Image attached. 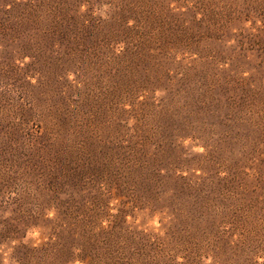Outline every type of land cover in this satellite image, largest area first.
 I'll use <instances>...</instances> for the list:
<instances>
[{
  "label": "rangeland",
  "instance_id": "obj_1",
  "mask_svg": "<svg viewBox=\"0 0 264 264\" xmlns=\"http://www.w3.org/2000/svg\"><path fill=\"white\" fill-rule=\"evenodd\" d=\"M84 2L0 0L9 264H264V0Z\"/></svg>",
  "mask_w": 264,
  "mask_h": 264
},
{
  "label": "clouds",
  "instance_id": "obj_2",
  "mask_svg": "<svg viewBox=\"0 0 264 264\" xmlns=\"http://www.w3.org/2000/svg\"><path fill=\"white\" fill-rule=\"evenodd\" d=\"M118 2H119V0H112L111 3L105 2L103 4L96 6V7H93L92 15L97 16L98 9L101 6L105 9V11L114 10L113 5L118 3ZM191 5H192V0H189L188 6L191 7ZM169 7L172 8L174 11H178V10L186 11L185 8H177L176 0H169ZM88 8H89V4H88L87 0H85V2L82 3L79 7V14H81V15L84 14L85 12H87ZM199 17H200V14H197V19H199ZM101 18L106 19L107 16H104ZM251 22H252L251 20H247L246 22L244 21L243 23L245 25L250 26ZM87 23H88V21H85V24H87ZM134 23H135V21L130 19L128 21V26L131 27V26H133ZM256 26H257L256 28H250L253 33L257 32V28H264V25L261 24V21L259 19H256ZM233 42H234V39H233ZM2 50H3V46L0 45V51H2ZM30 62H31V60L28 56L23 57V62L21 61L20 57H18V56H16V58L14 60V64L15 65L18 64L20 69H23L25 67V65L27 63H30ZM247 75H248V73L245 72L244 76H247ZM30 77H31V75L27 76L26 79H29ZM61 79H62V77H61ZM31 82L33 84H35L36 80L32 79ZM9 88H11V85H9ZM3 90H4V87L2 84H0V91H3ZM13 95H15V93H13ZM199 151L204 152V148L202 146L199 147ZM163 173H164V169H161V174H163ZM186 174L187 173H185V175ZM2 196H3L4 200H8L10 198L15 199L16 192L5 191ZM120 200H121V198L114 197L113 199H110L108 201V213L111 216H116L119 214V211L121 208ZM129 206L130 205H126V207H129ZM13 207H15V205H13L12 207H9L7 211L0 210V213H3V218L7 219L13 215V212H12ZM143 212H149L150 213L149 215H150L152 220L158 219V216L156 215V213L150 212V210L147 208L143 209ZM141 213H142V211L140 208H138V207L133 208L132 214H129L125 217V222L132 224L134 217L140 215ZM35 214H37V212H35ZM55 217H56V210H55L54 205L44 208V210H43V219L44 220H54ZM100 220H101V223H100V225H98L96 230L99 231V227H103L105 229H108V227H109L108 217H101ZM132 225L136 227L137 231H140L143 229L136 223H134ZM39 229H40L39 224H35V225H31V226L27 227L26 234L23 237V243L28 244L29 240L31 239L34 242L30 245V247L31 248H37L41 245L42 242H47L48 235H52L50 232L51 225L47 226V229L49 230V232H48V235L43 236V241L41 240V231ZM57 231H59V229H57ZM55 239H56L55 235H52L53 242L55 241ZM19 242H20V240H18V239H10L4 243H0V264H9V258L13 255L14 250L18 246ZM73 253H74V257H76V258H74L72 261H70V264H82V260H80L78 258L80 253H81V250L78 249L77 247H75V248H73ZM12 264H16V261L13 260Z\"/></svg>",
  "mask_w": 264,
  "mask_h": 264
}]
</instances>
